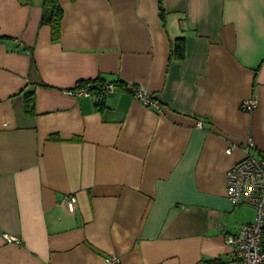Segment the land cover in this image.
Masks as SVG:
<instances>
[{"label": "crops", "instance_id": "obj_1", "mask_svg": "<svg viewBox=\"0 0 264 264\" xmlns=\"http://www.w3.org/2000/svg\"><path fill=\"white\" fill-rule=\"evenodd\" d=\"M56 1L57 40L45 0H0V264H238L256 211L226 175L264 157V0ZM97 80L115 91L69 95Z\"/></svg>", "mask_w": 264, "mask_h": 264}, {"label": "built area", "instance_id": "obj_2", "mask_svg": "<svg viewBox=\"0 0 264 264\" xmlns=\"http://www.w3.org/2000/svg\"><path fill=\"white\" fill-rule=\"evenodd\" d=\"M93 85L80 87L79 85L69 92L73 97L91 98ZM106 94L113 93L116 85L107 84ZM129 91L136 99L146 107L160 108L147 92L138 86H129ZM242 108L251 111L256 108L254 100H245ZM254 144L250 141L243 152L245 157L242 161L231 167L226 175L227 196L234 207L251 206L256 211V218L253 223L243 224L235 234L228 235L227 245L232 249L233 257L238 264H264V157L255 156L251 153ZM229 148L227 153H231ZM62 202L69 212L76 209L77 197L75 195L65 196ZM9 242H18L17 238L5 235ZM109 264H120L117 256L107 259Z\"/></svg>", "mask_w": 264, "mask_h": 264}, {"label": "trees", "instance_id": "obj_3", "mask_svg": "<svg viewBox=\"0 0 264 264\" xmlns=\"http://www.w3.org/2000/svg\"><path fill=\"white\" fill-rule=\"evenodd\" d=\"M45 7L48 9V12L50 13L49 16V24L52 27V37L53 39L57 40L61 36V21L63 18V12L60 6L57 4L56 0H45ZM161 17L164 18V13L161 11ZM44 21V20H43ZM176 53L179 58H182L184 56V50L182 47V43H178L176 45ZM93 85L91 87V92H93L94 96H97L99 98H103L106 96V90L105 87L107 84L103 83V81H85V82H80L79 86L83 87L86 85ZM116 85V83H110ZM26 102H27V112L28 114H32L33 112V107H34V95L28 94L26 95Z\"/></svg>", "mask_w": 264, "mask_h": 264}]
</instances>
